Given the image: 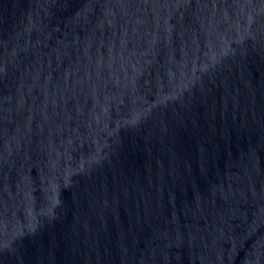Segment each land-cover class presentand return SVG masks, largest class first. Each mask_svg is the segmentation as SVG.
Returning a JSON list of instances; mask_svg holds the SVG:
<instances>
[{
  "label": "water",
  "instance_id": "obj_1",
  "mask_svg": "<svg viewBox=\"0 0 264 264\" xmlns=\"http://www.w3.org/2000/svg\"><path fill=\"white\" fill-rule=\"evenodd\" d=\"M0 264H264V0H0Z\"/></svg>",
  "mask_w": 264,
  "mask_h": 264
}]
</instances>
